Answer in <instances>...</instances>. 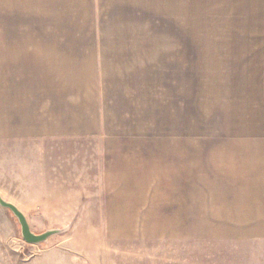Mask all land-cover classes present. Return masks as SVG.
I'll return each mask as SVG.
<instances>
[{"label":"rangeland","instance_id":"obj_1","mask_svg":"<svg viewBox=\"0 0 264 264\" xmlns=\"http://www.w3.org/2000/svg\"><path fill=\"white\" fill-rule=\"evenodd\" d=\"M93 14L88 35L131 42L115 61L144 101L120 112L100 179L85 170L82 220L3 189L34 233L64 231L28 245L0 206V264H264V0H93Z\"/></svg>","mask_w":264,"mask_h":264},{"label":"crops","instance_id":"obj_2","mask_svg":"<svg viewBox=\"0 0 264 264\" xmlns=\"http://www.w3.org/2000/svg\"><path fill=\"white\" fill-rule=\"evenodd\" d=\"M91 5L0 0V194L36 190L48 220H82L85 170L95 167L100 179L125 124L120 112L144 101L137 68L115 61L118 45L131 42L88 35Z\"/></svg>","mask_w":264,"mask_h":264},{"label":"water","instance_id":"obj_3","mask_svg":"<svg viewBox=\"0 0 264 264\" xmlns=\"http://www.w3.org/2000/svg\"><path fill=\"white\" fill-rule=\"evenodd\" d=\"M0 206L14 215L21 227V235L28 245H38L47 242L51 237L61 234L64 230H51L42 234L32 231L26 215L13 203L3 199L0 195Z\"/></svg>","mask_w":264,"mask_h":264}]
</instances>
